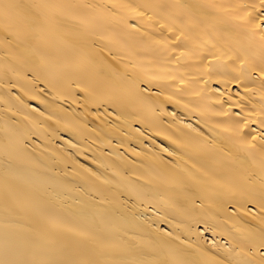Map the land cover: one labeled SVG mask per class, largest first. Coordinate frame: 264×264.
<instances>
[{
  "label": "bare ground",
  "instance_id": "6f19581e",
  "mask_svg": "<svg viewBox=\"0 0 264 264\" xmlns=\"http://www.w3.org/2000/svg\"><path fill=\"white\" fill-rule=\"evenodd\" d=\"M0 264H264V0H0Z\"/></svg>",
  "mask_w": 264,
  "mask_h": 264
}]
</instances>
